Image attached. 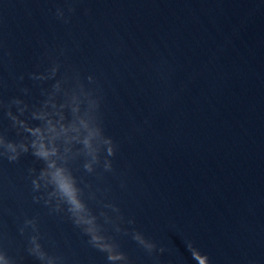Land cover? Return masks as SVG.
<instances>
[{
    "label": "clouds",
    "instance_id": "clouds-1",
    "mask_svg": "<svg viewBox=\"0 0 264 264\" xmlns=\"http://www.w3.org/2000/svg\"><path fill=\"white\" fill-rule=\"evenodd\" d=\"M57 15L62 17L63 12L58 9ZM59 67V64L54 63L46 70V73H32L30 78L38 81L53 80L57 76ZM20 79L23 80V76ZM71 80L73 84L70 88L64 87L69 81L68 77H64L56 80L51 91L42 90V95L47 98L39 108L33 107L30 111V119L40 121L39 126L33 127L28 120L21 119L29 111L27 103L19 98L9 101L5 115L11 121V126L17 130V135H27L16 142L0 134V157L6 158L9 162H16L22 154L31 152L34 157L43 161L44 167L38 173L35 168L29 169V173L34 174L33 191L41 189L46 191V198L34 196V201L38 203L44 199L45 205H51L55 201L53 210L56 212L63 211L62 206L66 205L73 223L82 228L84 234L89 237L88 243L92 247L107 253L109 264H118V262L126 264L125 254L118 251V245L102 234L103 229L97 223V217L81 199V189L77 186L76 178L68 167L69 161L83 155L86 158L83 164L84 170L87 173H93L94 166L101 162L100 153L102 151H105L108 157L115 155L112 139L104 135L99 124L98 99L91 90L85 88L78 75H74ZM88 80L91 83L92 77H88ZM22 91L27 95L29 89L24 88ZM3 106L0 102V107ZM13 106L16 107L18 114H13ZM103 168L105 171H111V161L105 159ZM91 198H94V194ZM105 207L119 213V209L114 205L109 204ZM100 215L104 216L106 223H112L106 213L101 212ZM118 219H123V217H118ZM128 223H134V221L129 220ZM24 224L25 227L30 226L33 232L38 233L35 219L25 220ZM115 230L121 231L119 225H116ZM20 232L23 234L24 228H21ZM39 239L38 234L30 237L29 253L42 264H58L59 258L49 256L42 249ZM132 239L149 253L157 250V245L145 239L140 232H133ZM187 248L197 264H209L208 256L202 255L192 242H187ZM166 250L165 247L158 249L160 254ZM0 264H13V261L5 252L0 251Z\"/></svg>",
    "mask_w": 264,
    "mask_h": 264
}]
</instances>
